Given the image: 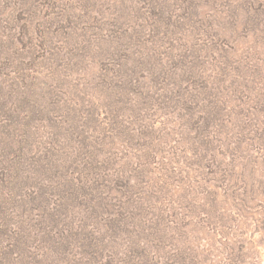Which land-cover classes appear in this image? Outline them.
Listing matches in <instances>:
<instances>
[{
    "label": "trees",
    "instance_id": "trees-1",
    "mask_svg": "<svg viewBox=\"0 0 264 264\" xmlns=\"http://www.w3.org/2000/svg\"><path fill=\"white\" fill-rule=\"evenodd\" d=\"M104 5L0 0L10 24H0L7 33L0 40V264H114L124 261L125 240L155 245L162 264H207L228 245L235 215L264 209L262 199L255 203L264 181L256 180L254 154L219 121V104L189 103L188 89L165 81L166 68L155 65L156 57L174 61L173 45L134 32L142 41L135 51L119 26L127 12L87 17ZM105 20L115 24L110 34H95ZM27 70L44 82L38 86ZM170 131L202 173L186 183L180 169L174 190L165 175L144 178L151 158L167 156L160 145ZM135 141L146 149L137 169Z\"/></svg>",
    "mask_w": 264,
    "mask_h": 264
},
{
    "label": "rangeland",
    "instance_id": "rangeland-1",
    "mask_svg": "<svg viewBox=\"0 0 264 264\" xmlns=\"http://www.w3.org/2000/svg\"><path fill=\"white\" fill-rule=\"evenodd\" d=\"M98 1L105 3L102 8L103 13L100 15L97 9L92 14L87 13V17L91 19L97 16L112 18L123 14V17H126L128 13L130 17L123 19L122 26H119L123 31L126 29L125 31H128L129 36L133 38L132 49L135 51L141 49L139 43L142 41H139L140 38L135 36L134 32L145 35V37L154 32L157 35L160 34L162 48L173 45L174 61L171 60L168 63L165 58L156 57L158 63L155 65L161 64L166 68V73L170 75L165 81H180L182 87L188 89V94L190 93L189 103H194L193 100L196 102L198 99L205 105L210 101L213 104L215 101L219 104V121L225 125L224 128L231 133L233 138L242 139L240 143L234 139L237 145L250 147L256 159L254 166L256 180L264 181V0ZM160 12H165L167 16L170 14L182 16L183 20L181 23H174V21L167 23L166 20L156 17L160 15ZM4 17L5 13L2 12L0 15L1 29L3 26L9 29L10 24ZM153 17H156V20H153ZM111 21L105 20L107 25L103 24L95 31V34H110L115 25L111 24ZM1 32L3 30H0V40L6 39L7 33L5 35ZM122 35L124 33L121 32ZM125 37L128 38L126 35ZM183 40L188 41L189 44L185 45ZM1 48L4 47L0 45ZM2 51L4 50H0ZM164 61L166 64L163 63ZM1 63L3 61L0 60V66ZM7 70L10 72L14 69L8 68ZM27 73L29 78L40 80L38 86L44 82L42 77H36L32 71L27 70ZM196 109H198L197 106ZM161 139H163L162 136ZM177 139L175 132L171 133V131L166 137L164 136V142L161 145L160 139L157 138L156 145L163 147L167 156L164 154L161 156L162 154L158 153V157L149 160L151 163L146 165V172H144V178L147 177L150 181H155L165 175L171 183L169 187L173 190L178 183L180 173L182 175L180 180L183 179L186 183H196L195 181L202 176L199 165L191 162L190 155L183 157L181 153L187 145L186 142L180 137L179 140ZM152 141L153 136L146 147H150ZM142 143L144 142H133L136 151L138 150L136 153L131 152L133 147L129 149L132 163L133 161L136 163H133L135 166L137 165L136 157L138 156L140 160L146 150L141 146ZM179 158L182 163L183 161L185 163L184 166L180 163L178 168H181L176 169L177 166H173L175 165L173 163ZM170 163L173 166L171 168ZM208 175L211 176L210 171ZM253 182L254 186H258V183L251 179V184ZM256 194L260 199H256L255 203L261 199L264 202V194L259 192ZM145 195L143 198L147 206L144 207L148 209L150 201ZM150 198L151 205L156 206V198L153 195ZM259 206L261 204L251 207L250 212L246 211L248 214L245 218L235 215L232 219V231H230V240L227 241L228 245H222L218 256L210 258L207 264H230L231 259L234 258L238 259L237 262L234 261V264H264V209L259 211ZM125 242L121 244L124 261L115 259L114 264L163 263L165 257L163 259L160 257L163 256V252L157 251L155 245L151 243L137 245L135 242L132 246L126 240ZM110 251L108 247L105 255L108 256ZM230 251L233 256L228 259ZM164 256L168 258L171 255L167 253Z\"/></svg>",
    "mask_w": 264,
    "mask_h": 264
}]
</instances>
